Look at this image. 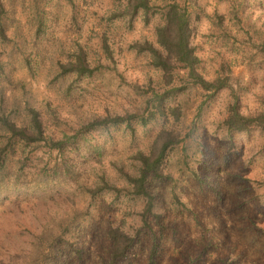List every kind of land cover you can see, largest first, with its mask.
Returning a JSON list of instances; mask_svg holds the SVG:
<instances>
[{"label":"rangeland","instance_id":"1","mask_svg":"<svg viewBox=\"0 0 264 264\" xmlns=\"http://www.w3.org/2000/svg\"><path fill=\"white\" fill-rule=\"evenodd\" d=\"M177 1L190 13L191 41L201 59L203 76L211 78L220 64L228 66L232 85L239 89L242 112L264 108V49L259 48L264 43V0ZM24 13L19 9L17 14L25 28ZM154 21L148 24L133 21L131 29H118L112 42L115 63L106 70L112 74L110 81L69 79L59 88L57 76L46 77L43 69L30 76L16 62L11 65L10 82H5V87L11 95L26 97L36 105L49 98L58 107L64 123L70 124L78 110L89 116L101 114L104 106L117 112L137 108L141 105L140 96L148 94V87L169 86L173 77L171 84L179 87L176 103L180 112L177 119L167 116L162 126L178 135L175 146L166 153L171 178L152 181L160 195L158 224L152 225L155 237L145 235L140 243H134L126 258L114 264H149L153 240L157 247L151 264H264V131L234 134L230 144L221 124L231 101L228 90L205 100L203 91L188 82L184 69L173 68L172 77L164 81L160 71L150 67L142 54L127 47L133 40L152 41ZM58 24L54 37L66 47L80 40L72 30H66L61 22ZM46 49L49 51L48 46ZM47 64L45 61L44 65ZM67 83H70L69 99L79 105L74 110L65 101L67 94L62 92ZM153 126L148 132L138 130L130 144L122 141V133L117 134L112 147L101 158L102 167L111 166L114 153L130 163L135 145L148 143L160 127L158 123ZM55 127L65 128L63 124ZM89 137L91 142L96 139L108 143V138L99 131ZM241 142L245 149L240 148ZM77 157L84 165L88 162L83 153ZM43 160L38 150L31 152L25 162L31 167L36 163V168H40L38 161ZM249 167L254 169L251 175ZM190 169L202 181L192 178ZM31 172L28 169L20 172L19 181H26L23 185H7L0 190V259L4 264L15 261L41 225L72 211L74 201L78 207L88 203L96 213L94 221L84 222L85 233L78 239V244L85 247L83 257L79 261L68 259L65 251L70 246L66 242L53 264H100L98 256H106L102 221L115 217L113 205H108L109 195L88 199L72 185L36 184L31 182L36 171ZM249 184L253 186L251 190Z\"/></svg>","mask_w":264,"mask_h":264},{"label":"trees","instance_id":"2","mask_svg":"<svg viewBox=\"0 0 264 264\" xmlns=\"http://www.w3.org/2000/svg\"><path fill=\"white\" fill-rule=\"evenodd\" d=\"M19 9L25 11V28L20 24ZM152 19L155 20L153 40H133L127 47L142 54L150 67L160 71L164 81L172 77L173 68L184 69L188 82L203 91L205 100L228 90L231 101L221 124L230 144L234 134L264 131V108L242 112L239 89L232 85L228 66L220 64L211 78L200 72L201 59L191 41L190 13L177 0H0V190L7 185H23L26 181H19L20 172L28 169V172L36 171L31 179L36 184L72 185L88 199L108 194V205H113L115 217L102 221L106 256H98L100 264H114L126 258L134 243H140L145 235L155 237L152 225L158 224L160 195L152 181L159 182L172 175L166 167V153L175 146L178 134L162 125L167 122V116L177 119L180 112L176 103L178 85L171 84L172 77L169 86L148 87V94L140 96L141 105L137 108H122L117 112L104 106L101 114L89 116L78 110L73 113L75 120L66 124L49 98L41 105L29 103L26 97L11 95L5 82H10L11 65L16 62L30 76L39 74L41 69L46 77L57 76L59 88L69 79L110 81L112 74L106 70L115 63L112 42L118 29L128 30L133 21L148 24ZM58 22L80 40L66 47L61 39L54 37ZM259 48L263 50L264 43ZM69 90L70 83L64 84L65 101L74 110L79 105L69 99ZM200 108L201 103L197 110ZM157 123L160 127L148 143L135 145L130 163L114 153L111 166L102 167L101 158L112 147L117 134L122 133V141L130 144L138 130L148 132ZM61 124L64 129L55 127ZM94 131L108 138L107 145L96 139L91 142L89 136ZM38 150L44 159L38 161L40 168H36V163L33 167L27 165L28 155ZM82 153L88 161L85 165L77 157ZM189 171L192 178L202 181L194 170ZM72 202V211L58 219H48L19 257L8 264H53L66 242L70 248L65 256L81 260L85 247L78 244V239L85 233L84 222L94 221L96 213L88 203L78 207ZM156 247L153 240L149 264L153 262ZM0 264H4L1 259Z\"/></svg>","mask_w":264,"mask_h":264},{"label":"clouds","instance_id":"3","mask_svg":"<svg viewBox=\"0 0 264 264\" xmlns=\"http://www.w3.org/2000/svg\"><path fill=\"white\" fill-rule=\"evenodd\" d=\"M202 142V141H201ZM240 148L241 149H245L246 148V145L243 143V142H241V144H240ZM254 172V169L252 168V167H249L248 168V173H249V175H251L252 173ZM252 185L251 184H249V189L251 190L252 189Z\"/></svg>","mask_w":264,"mask_h":264}]
</instances>
